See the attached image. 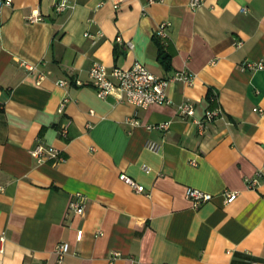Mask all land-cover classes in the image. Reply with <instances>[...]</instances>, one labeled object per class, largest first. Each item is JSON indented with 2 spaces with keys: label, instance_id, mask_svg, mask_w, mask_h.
I'll return each mask as SVG.
<instances>
[{
  "label": "crops",
  "instance_id": "0c3cea01",
  "mask_svg": "<svg viewBox=\"0 0 264 264\" xmlns=\"http://www.w3.org/2000/svg\"><path fill=\"white\" fill-rule=\"evenodd\" d=\"M55 1L12 0L0 10V264H56L61 243L63 264H264V69H240L264 62V0H203L196 9L189 0H125L117 9L74 0L60 14ZM94 62L194 80L170 82L169 105L141 109L118 93L98 98ZM182 104L193 105L192 117L178 114ZM217 106L223 117L199 130L194 121ZM37 144L64 160L38 163ZM188 188L212 200L194 207ZM226 192L237 193L230 203ZM78 201L81 215L70 208Z\"/></svg>",
  "mask_w": 264,
  "mask_h": 264
},
{
  "label": "built area",
  "instance_id": "2783aa9c",
  "mask_svg": "<svg viewBox=\"0 0 264 264\" xmlns=\"http://www.w3.org/2000/svg\"><path fill=\"white\" fill-rule=\"evenodd\" d=\"M125 0H111L113 8L117 9ZM203 0H189L188 6L191 9L199 8L202 5ZM12 0H0V10L3 7H10ZM74 7V0H56L53 5V11L56 14H60L66 10H70ZM244 11V10H243ZM29 23H35L40 21V18L37 15H31L27 18ZM167 27L166 23H161L158 26L156 35L160 38L165 37V28ZM118 42H121L117 38ZM241 42H237L236 46L239 47ZM128 48H131V44L127 43ZM212 63H214L212 61ZM240 69L248 71H258L264 69V62L258 61H243L240 64ZM89 79L92 87L95 89L96 96L100 99H103L107 96L118 93L119 98L126 101L128 104L141 109H146L151 105H169L171 103L170 99L166 95V89L170 82L179 81L191 85L194 80V75L187 71H180L175 74L170 79H160L152 75L144 66L139 63H135L131 68L123 70L117 67H114L110 70H107L106 67L101 65L98 62H94L89 69ZM59 85L65 86V81H60ZM69 99L64 97L62 100L58 111L62 112L65 105L68 103ZM179 115L183 117H192L193 116V105L191 104H182L177 108ZM92 114V112H91ZM223 117V111L220 107H215L213 109L207 110L204 113V116L199 121H194L199 130L203 129L204 124L212 122L216 119ZM132 125H137L136 120H131ZM167 124H161L157 128L166 130ZM60 136L66 138L67 136V125L61 127ZM145 149L151 153H158L160 150V144L147 141L145 143ZM30 155L36 159L38 163H44L51 160L53 163L62 162L64 158L61 156V152L57 149L45 148L42 144H37L31 151ZM142 171L148 173L150 168L146 165L142 166ZM261 177V172L258 171L255 173L254 177L248 181V188H254ZM122 179L127 181V183L137 192H143V187L136 185L132 180L128 179L125 176H121ZM237 193L235 192H226L223 194L224 201L226 203L232 202L236 198ZM186 199L192 202L194 207H197L201 203L208 202L212 200V195L205 193L199 189L188 188L185 193ZM71 210L75 214L81 215L83 213V205L81 201L73 202L70 204ZM82 237V231H78L76 234V241H80ZM4 243V237H0V244ZM0 251L1 248H0ZM68 251V245L66 243H61L56 247V264H63L64 256ZM119 257V254L113 252L110 254L109 260L113 262Z\"/></svg>",
  "mask_w": 264,
  "mask_h": 264
},
{
  "label": "trees",
  "instance_id": "16d2710c",
  "mask_svg": "<svg viewBox=\"0 0 264 264\" xmlns=\"http://www.w3.org/2000/svg\"><path fill=\"white\" fill-rule=\"evenodd\" d=\"M167 57L165 56L164 52L160 51V54H159V60L162 62V63H165Z\"/></svg>",
  "mask_w": 264,
  "mask_h": 264
}]
</instances>
